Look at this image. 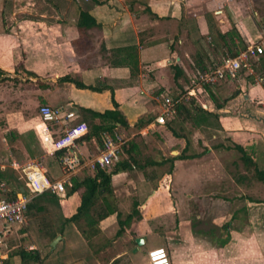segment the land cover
Returning <instances> with one entry per match:
<instances>
[{"label":"crops","instance_id":"0c3cea01","mask_svg":"<svg viewBox=\"0 0 264 264\" xmlns=\"http://www.w3.org/2000/svg\"><path fill=\"white\" fill-rule=\"evenodd\" d=\"M259 25L255 15L250 22L242 18L238 0H0V181L14 184L21 179L17 167L36 158L42 159L48 175L58 174L51 178L64 174L61 152L48 153L43 144L40 114L31 110L33 105L74 109L76 117L68 123L93 121L85 108L103 112L117 107L127 120L115 129L125 138L119 161L129 167L112 174L113 210L90 208L93 215L108 213L88 241L79 223L69 219L81 206L80 191L68 193V183L64 193L43 199L53 209L59 244L67 251L55 259H48L47 252L41 264H151L148 252L156 246L166 248L172 264L257 263L253 223L262 201L246 194L230 224L226 217L231 209L214 202L225 191L196 190V180L203 188L214 181L213 166L222 163L220 169L229 173L227 167L240 152L213 147L201 137L202 148L186 152L201 155L180 158L186 138L174 135L167 120L159 123L156 117L162 108L157 96L173 93L175 87L187 90L201 64L213 65L240 49L237 36L229 48L220 30L235 27L250 43L264 36ZM182 92L173 98L181 94L180 99ZM203 92L205 107L219 114L218 135L213 137L227 144L260 143L264 159V135L259 133L264 132V82L245 72ZM85 93L94 97L89 104L77 96ZM196 128L198 133L210 129ZM63 132V124L53 123L55 136ZM103 142L104 136L100 141L90 134L77 139L85 159L98 154ZM228 155L233 158L223 160ZM94 172L83 166L72 176ZM235 176L241 188L245 181ZM205 200L210 204L200 205ZM206 215L212 218L211 228L200 225L211 223ZM244 217L247 235L240 224ZM155 242L160 244L152 246Z\"/></svg>","mask_w":264,"mask_h":264},{"label":"built area","instance_id":"2783aa9c","mask_svg":"<svg viewBox=\"0 0 264 264\" xmlns=\"http://www.w3.org/2000/svg\"><path fill=\"white\" fill-rule=\"evenodd\" d=\"M264 53V36L250 42L249 45L235 55H225L221 62L207 66L198 71L191 80L186 92L178 100L189 99L197 92H203L210 85L222 80L240 76L244 70L254 75L256 81L264 82V74L256 75L253 60L258 59ZM162 103L160 114L156 117L159 123H165L167 117L172 116L176 109V99L168 94L157 96ZM40 126L39 135L48 153L60 155V163L64 172L59 179H53L48 175L47 168L41 158L25 162L17 168L21 171V178L25 181V187L17 191L15 196L9 195L11 188L5 181H0V264L7 262L9 252L13 247L20 229L27 223V212L30 200L44 192L57 194L64 193L66 185L71 184V176L83 166L96 169L98 166L111 167L120 158L122 146L125 143L124 136L115 132L104 135L103 146L99 153L91 159H85L78 146L77 139L89 131V125L85 120L68 123L76 117L74 109L67 110L61 106L42 104L39 107ZM68 121V122H67ZM53 123L63 124V134L55 136ZM151 264H172L168 251L163 246H156L148 252Z\"/></svg>","mask_w":264,"mask_h":264},{"label":"trees","instance_id":"16d2710c","mask_svg":"<svg viewBox=\"0 0 264 264\" xmlns=\"http://www.w3.org/2000/svg\"><path fill=\"white\" fill-rule=\"evenodd\" d=\"M85 18V16H84ZM211 29H213L212 24H210ZM234 26V25H233ZM235 36L241 42V47L239 50L230 51L228 54L235 55L239 53L242 49H245L249 42L240 37V34L236 28L223 33L221 30L219 32V37L225 41L227 46L231 48V42L234 40ZM221 60L218 61V63ZM214 64V63H213ZM253 66L255 69L259 70L261 74H264V53L259 56L258 59L253 60ZM207 66L204 64L200 65V70H204ZM3 70L0 68V75H2ZM245 71L241 70L240 75H244ZM80 87H89L95 90L102 89L100 86H89L86 84L79 83ZM186 89L183 90L184 93ZM181 94L175 96V115L171 120L166 122L168 128L178 137H184L187 140L186 148L178 155L180 158L186 157H197L201 155V152L187 154L186 152L190 148L191 140L186 133H183L178 128H184V123L189 121L194 127H210L217 129L220 127L219 114L210 111L205 107L206 98L204 92H197L192 95L188 102L178 100ZM89 113L88 116L93 119V121H86L89 125V131L85 134H90L91 136H96L100 141L103 140V136L107 133L114 134L118 125H126L127 120L125 115L116 107L112 109H106L105 111H97L90 108H85ZM95 118H100V122H94ZM205 129V128H204ZM213 147H224L226 149L236 148L240 152V157L237 160L232 161V165L235 166L237 170H240L241 166L246 172L251 173L250 176L247 174H241L238 171V175L242 177L241 181H248L249 178H261L264 180V166L261 165L263 150L259 147L258 143L253 142L251 144H241L233 143L227 144L225 142H220V140L212 143ZM124 147V144L123 146ZM262 151V152H261ZM63 152V151H59ZM129 164L125 162L121 163L119 160L115 163L112 168L98 166L95 172L85 174L84 176H72L71 185L69 186L68 193H74L75 191H80V203L81 206L78 208L77 213L72 215L69 219L71 221L79 223V226L84 233L86 239L91 241L94 236L99 232L98 222L99 220L108 213V211L113 210V206L109 200V197L113 195L112 188V174L116 173L120 169L128 168ZM239 168V169H238ZM243 172V171H242ZM237 173V172H236ZM9 184L12 183L8 181ZM21 190V186L12 184L11 191L9 195L11 197L15 196L17 191ZM56 194L52 192H44L43 194L33 197L29 202L28 212L35 210L37 212H47L49 210L48 205L44 202L47 198H56ZM44 199V200H43ZM263 201V200H259ZM93 206L107 207L109 210L105 213H100L98 215H93L89 212L90 208ZM235 217V215H234ZM233 217V218H234ZM83 219V222H80ZM47 228L45 231L50 236L51 240L57 236L58 230L55 227V223L52 220H47ZM62 232V230H59ZM14 255L20 257L22 264H38L42 263V255L38 249L26 248V247H13L9 252L7 262L11 264Z\"/></svg>","mask_w":264,"mask_h":264},{"label":"rangeland","instance_id":"374dc122","mask_svg":"<svg viewBox=\"0 0 264 264\" xmlns=\"http://www.w3.org/2000/svg\"><path fill=\"white\" fill-rule=\"evenodd\" d=\"M238 2H239V11L242 14V18L243 19L246 18V19H248V22H250V18L255 15L257 17V21L260 23L259 27L262 29L264 26V0H238ZM256 12L258 14H256ZM183 90L184 89H182V88L178 89L177 87H175L174 92L173 93L170 92L168 95L173 97L177 92H181ZM77 96L82 101H84L83 103H85V104H87V103L89 104L90 103L89 101H91L92 98L94 100V97H92V95H89L87 93L80 94ZM73 97H75L74 93H73ZM189 99H186L185 102H188ZM33 109H36V111L39 114V103L37 105H33V108L31 110H33ZM171 119H172V116L168 117L167 121L171 120ZM178 129L181 130L183 133H186L189 136V139L191 140V146L189 148L190 151H198L202 148V146L199 142L201 137L205 138L206 141H210L211 143L216 142V141L221 139V137H217V138L213 137V133H217V135H218V132L216 130H214L213 128H210V129L205 128V130L203 132L199 131L200 133H198L196 127H193L191 125V123L188 124L185 122L184 128H178ZM259 133L264 135V132H259ZM246 140H250V139L248 138ZM229 141H230V139H229ZM183 142L184 141L182 139V143ZM258 145H259V147L262 146V144H260V143H258ZM232 158H231V155H228L223 160L228 161V160H231ZM48 161H49L48 159H45L46 164H48ZM198 162H203V160L198 161ZM220 165H222V163L219 165L213 166V172H214L213 178H215V179H214V181H212L210 183L209 186H205L203 188L204 185L202 184V182L197 183V180H196V190L198 188L197 193L201 192V190H202V192H206V191H209V189L211 187V188H214L213 189L214 192L217 190L225 191L223 193H220V195H218V197L214 196V198H217L214 200V202L217 204H220V205H224V202H225L228 205V209H231V210L227 213L226 219L228 220V222L230 224H232V221H234V219L232 220L230 218L233 216L232 212L235 209H238V208L240 209V207H242L245 204L246 200H244V198H245L246 194H250V192H252L253 196H255L256 198H259L260 200H264V180L261 178H253V179L249 178V181H245L244 185L241 188H239L238 185L235 184V181H236L235 175L239 174L238 171L240 172V170H237L235 168V166L230 165V167H227V171L229 172V173H227V172H224V168L220 169ZM261 165L264 166V159H262ZM240 168H242L241 172H240L241 174H247L248 176L251 175V173L246 172L242 166ZM58 169H59L60 174H61L60 167ZM49 175L52 177H58V174L54 173L53 171L49 172ZM61 175H59V176H61ZM250 183L253 184L254 186H251ZM15 184L18 186L25 187V181L22 178L17 179L15 181ZM9 187L12 188V185L10 184ZM209 202L210 201L205 200V202L204 203L201 202L200 205H204V204L206 205ZM262 202H260L256 206L257 212L255 213L254 223H253V225H254L253 226L254 227L253 232H255L257 234V241L255 243V250H257L258 253L256 256L259 257L256 264H264V203H262ZM197 204L199 205V203L196 202V206H198ZM52 211H53V209H49L47 212L45 211V212L35 213V210H33L32 212H29L27 214V223L20 229L19 234L17 235L15 242H14V244L16 245L17 248H20V247L35 248V249H38L41 252V255H44V256H46V253L48 252V259H50V258L55 259L56 257L57 258H59V257L64 258V256H66L67 250H66V247L63 245V243L61 242L59 244V241H58L55 245H53V243L51 244V238L47 234V232L45 231V229L47 228V226H46V223L48 222L47 220L53 221L52 218L54 217L53 216L54 212H52ZM206 216H207L208 220H210V221L212 220L210 215L209 216L206 215ZM245 219H247V218L244 217V219H241L240 224H242L244 226L243 234L247 235V230H245V225H246ZM200 222H202V219L200 220ZM212 224L213 223L211 221V223H209V224L203 222L200 225L203 227L211 228V227H213ZM217 231L218 230H215L214 233H217ZM218 234H219V232H218ZM159 244H160V242H155L152 244V246H156ZM217 246L221 247V245H217ZM11 264H22L20 261V257L17 255H14L12 258ZM38 264H40V263H38Z\"/></svg>","mask_w":264,"mask_h":264},{"label":"water","instance_id":"95a60500","mask_svg":"<svg viewBox=\"0 0 264 264\" xmlns=\"http://www.w3.org/2000/svg\"><path fill=\"white\" fill-rule=\"evenodd\" d=\"M61 235H58L53 241H52V243H53V245H55L60 239H61ZM136 241L138 242V244H143V242H144V238L143 237H138V238H136Z\"/></svg>","mask_w":264,"mask_h":264}]
</instances>
